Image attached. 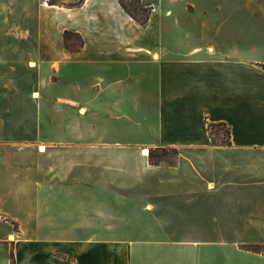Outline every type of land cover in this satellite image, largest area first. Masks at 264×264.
I'll return each instance as SVG.
<instances>
[{"label": "crops", "instance_id": "1", "mask_svg": "<svg viewBox=\"0 0 264 264\" xmlns=\"http://www.w3.org/2000/svg\"><path fill=\"white\" fill-rule=\"evenodd\" d=\"M140 2L0 0L45 73L0 141V264H264V0Z\"/></svg>", "mask_w": 264, "mask_h": 264}, {"label": "rangeland", "instance_id": "2", "mask_svg": "<svg viewBox=\"0 0 264 264\" xmlns=\"http://www.w3.org/2000/svg\"><path fill=\"white\" fill-rule=\"evenodd\" d=\"M59 2L60 0H53ZM73 3L79 0H66ZM132 2L133 0H127ZM28 8V4L26 5ZM28 16V15H27ZM28 17L22 16V27L29 23ZM24 28V27H23ZM21 33L22 43L25 46L20 48V59H14L13 50L2 48L3 44L12 42L13 35L4 33L0 28V141L8 139L10 136H23V131L14 128L13 124H31L35 122V100L39 97V85L43 80L44 71L36 66L33 53L34 48L28 47V42L34 41V35L25 30ZM75 40L78 38L74 37ZM17 51V50H15ZM16 57V56H15ZM220 133L226 140L229 130L226 126L213 127L212 133ZM215 137V136H214ZM5 147L0 146V156ZM156 160L172 161L173 152L171 150H156Z\"/></svg>", "mask_w": 264, "mask_h": 264}, {"label": "trees", "instance_id": "3", "mask_svg": "<svg viewBox=\"0 0 264 264\" xmlns=\"http://www.w3.org/2000/svg\"><path fill=\"white\" fill-rule=\"evenodd\" d=\"M121 5L124 7V9L135 19H137L140 23L145 24L149 18V14L151 11V8L149 7H145L141 4L140 0H133L132 2H128L127 0H120ZM74 37L78 38V40H75ZM64 40L66 42L67 45L69 46H77V45H81L82 44V37L74 32V31H70V30H66L64 32ZM213 127H215V125H210V131L212 132ZM229 130V129H228ZM230 132V130H229ZM213 136L219 135L218 132L212 133ZM229 142V141H228ZM163 150L166 151L168 149L166 148H159V149H155V150H151L150 151V161L152 163H158L160 161H162L163 159L160 160H156V156H155V151L156 150ZM261 246H254V249H261Z\"/></svg>", "mask_w": 264, "mask_h": 264}, {"label": "bare ground", "instance_id": "4", "mask_svg": "<svg viewBox=\"0 0 264 264\" xmlns=\"http://www.w3.org/2000/svg\"><path fill=\"white\" fill-rule=\"evenodd\" d=\"M43 146H41V148H42ZM43 149V148H42Z\"/></svg>", "mask_w": 264, "mask_h": 264}]
</instances>
